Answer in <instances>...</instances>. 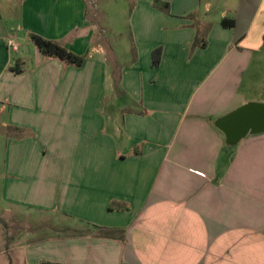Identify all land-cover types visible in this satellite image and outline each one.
I'll return each instance as SVG.
<instances>
[{"label": "crops", "instance_id": "1", "mask_svg": "<svg viewBox=\"0 0 264 264\" xmlns=\"http://www.w3.org/2000/svg\"><path fill=\"white\" fill-rule=\"evenodd\" d=\"M30 1L17 28L0 11V214H59L118 233H21L0 263L264 264V131L232 143L220 127L264 103V0H162L168 12L131 0L136 51L113 73L85 0H58L50 13ZM198 30L206 48H193ZM31 33L84 65L47 58ZM117 89L131 103L108 114L103 99Z\"/></svg>", "mask_w": 264, "mask_h": 264}, {"label": "rangeland", "instance_id": "2", "mask_svg": "<svg viewBox=\"0 0 264 264\" xmlns=\"http://www.w3.org/2000/svg\"><path fill=\"white\" fill-rule=\"evenodd\" d=\"M57 1L39 0L38 8L45 13H50L56 7ZM30 3L27 7L30 6ZM85 3L88 17L94 27V42L101 44L107 53V69L111 70L112 73L121 70V64L131 61L136 51L133 50L130 24L131 0H85ZM22 7L23 0H0L1 14L10 28L18 27ZM70 17L71 19L74 18L75 21H80L75 3L71 6ZM20 43L27 51L26 43L21 42V40ZM256 84H264V70L259 75V81ZM263 96L264 90L259 97L262 98ZM130 103L131 100L129 101V98L122 94L119 89L110 93L108 98L103 99V106L107 107L108 114L114 108L130 105ZM30 231H34L35 234L27 239L39 241L50 237L79 235L88 232V228L59 214L32 213L12 208L4 215L1 216L0 214V252L11 244L15 236ZM7 263L8 261L3 259L0 264Z\"/></svg>", "mask_w": 264, "mask_h": 264}, {"label": "trees", "instance_id": "3", "mask_svg": "<svg viewBox=\"0 0 264 264\" xmlns=\"http://www.w3.org/2000/svg\"><path fill=\"white\" fill-rule=\"evenodd\" d=\"M154 7L168 12L170 9V4L167 2H163L162 0H154ZM222 24L225 27L233 28L236 22L234 19H225L223 20ZM29 38L39 48L41 53L47 58L59 59L68 65H72L78 68H81L87 59L86 56L77 55L76 53L69 50L67 47H65L64 45H62L61 43L57 41L48 40L40 35L33 34V33L29 34ZM198 46L201 48H206L207 46L205 35H203L200 30H198L197 32V37L194 42L193 48H196ZM161 55H162L161 48L156 49L153 52L154 66H158L160 64ZM138 114L144 115L145 110L138 112ZM112 208L113 206H111V209ZM81 222L82 221H79V223ZM88 227H89L88 228L89 232H93L95 230L96 235H98L99 237L114 238L118 233V231L108 230L103 227H99L95 225H90V226L88 225ZM79 235H83V234L80 233ZM40 264H61V263H56V262H51V261H41Z\"/></svg>", "mask_w": 264, "mask_h": 264}, {"label": "water", "instance_id": "4", "mask_svg": "<svg viewBox=\"0 0 264 264\" xmlns=\"http://www.w3.org/2000/svg\"><path fill=\"white\" fill-rule=\"evenodd\" d=\"M230 142L236 143L249 133L264 131V103H250L227 117L220 125Z\"/></svg>", "mask_w": 264, "mask_h": 264}, {"label": "built area", "instance_id": "5", "mask_svg": "<svg viewBox=\"0 0 264 264\" xmlns=\"http://www.w3.org/2000/svg\"><path fill=\"white\" fill-rule=\"evenodd\" d=\"M16 40H17V36H16V35H12V36L10 37V40H9V46H10L13 50L18 51L20 46H19V44L16 42Z\"/></svg>", "mask_w": 264, "mask_h": 264}]
</instances>
